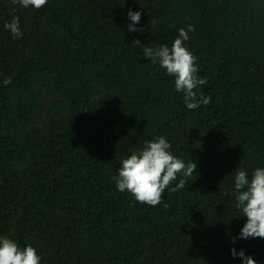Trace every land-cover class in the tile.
Segmentation results:
<instances>
[{
  "label": "trees",
  "instance_id": "16d2710c",
  "mask_svg": "<svg viewBox=\"0 0 264 264\" xmlns=\"http://www.w3.org/2000/svg\"><path fill=\"white\" fill-rule=\"evenodd\" d=\"M188 24L195 91L211 97L194 110L132 45L171 46ZM160 136L197 173L148 206L113 177ZM238 166L264 168V0H0V236L40 264H242L232 248L264 264V239L232 242Z\"/></svg>",
  "mask_w": 264,
  "mask_h": 264
},
{
  "label": "clouds",
  "instance_id": "9594fccd",
  "mask_svg": "<svg viewBox=\"0 0 264 264\" xmlns=\"http://www.w3.org/2000/svg\"><path fill=\"white\" fill-rule=\"evenodd\" d=\"M47 2L48 0H11L13 5L36 10L44 7ZM12 11L14 12L15 9L13 8ZM127 17L131 21L127 25L129 32L143 31L134 27L141 19L139 11L129 10ZM155 24L156 21L152 20L151 25L155 26ZM3 27L14 39L22 36L18 16L13 15L11 21L5 22ZM190 32H195V27L191 24L179 29L178 36L171 46H142L136 39L133 40L132 45L140 48L146 60L158 65L166 75L174 78L175 91L183 93L186 108L194 110L201 104L208 105L211 97L198 98L195 91L198 86L205 85L207 79L198 76L196 57L185 46V42L190 39ZM10 83V78L3 80L4 85ZM170 149L171 144L164 136L146 140L139 151L121 159L118 174L113 177L116 188L120 192L127 191L137 203L148 206H157L161 203L165 189L177 179L178 175L184 178L170 190L175 192L183 189L186 178L194 172L197 173V164L192 160L185 163L184 160L174 156ZM232 174L235 207L241 212L242 217H246L238 237H234L232 242L235 243L236 239H264V168H255L249 174L238 166ZM230 254L239 257L242 264H256V261L251 256H246L243 250L237 252L232 248ZM40 262L41 257L33 246L26 245L22 248L14 240L0 236V264H40Z\"/></svg>",
  "mask_w": 264,
  "mask_h": 264
}]
</instances>
